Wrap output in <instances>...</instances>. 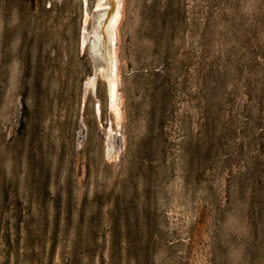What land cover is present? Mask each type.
<instances>
[{
    "label": "rangeland",
    "instance_id": "1",
    "mask_svg": "<svg viewBox=\"0 0 264 264\" xmlns=\"http://www.w3.org/2000/svg\"><path fill=\"white\" fill-rule=\"evenodd\" d=\"M120 1L114 101L97 0H0V264H264V0Z\"/></svg>",
    "mask_w": 264,
    "mask_h": 264
},
{
    "label": "bare ground",
    "instance_id": "2",
    "mask_svg": "<svg viewBox=\"0 0 264 264\" xmlns=\"http://www.w3.org/2000/svg\"><path fill=\"white\" fill-rule=\"evenodd\" d=\"M83 1L84 3L87 2V0ZM120 3V0H97L96 8L101 11V15L96 22L97 26L92 27L89 31L86 30L85 26L91 17L89 13L85 12L83 16L84 27L81 33V49L83 50L85 45L88 44L90 54H95L98 58L100 57L105 61V68L101 69V74L107 82L111 100H114L116 95V57L114 46L116 43V28L120 16ZM88 84L93 86L94 80H89ZM113 107L116 117L119 118L118 108L114 105Z\"/></svg>",
    "mask_w": 264,
    "mask_h": 264
},
{
    "label": "water",
    "instance_id": "3",
    "mask_svg": "<svg viewBox=\"0 0 264 264\" xmlns=\"http://www.w3.org/2000/svg\"><path fill=\"white\" fill-rule=\"evenodd\" d=\"M81 33H82V29L80 31V37H81ZM81 39V38H80ZM91 57L93 58V60H97L98 59V56H96L95 54H91Z\"/></svg>",
    "mask_w": 264,
    "mask_h": 264
}]
</instances>
